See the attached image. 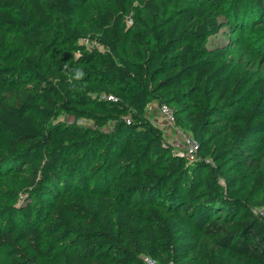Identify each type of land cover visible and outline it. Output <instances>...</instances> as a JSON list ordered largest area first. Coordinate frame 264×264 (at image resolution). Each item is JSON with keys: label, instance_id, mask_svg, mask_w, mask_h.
I'll use <instances>...</instances> for the list:
<instances>
[{"label": "trees", "instance_id": "trees-1", "mask_svg": "<svg viewBox=\"0 0 264 264\" xmlns=\"http://www.w3.org/2000/svg\"><path fill=\"white\" fill-rule=\"evenodd\" d=\"M88 1L0 0V9H14L20 15L18 18H13L0 13V32L16 28L25 34L14 38L12 47L5 57L8 61L7 65L0 63V131L9 136L8 143L13 150L11 155H7L0 148V171L16 172L21 170L20 165L24 163L30 173L27 177L29 187L38 190L39 193L42 192L43 195L58 193L60 190L56 173L59 168V153L48 150L52 141V127L49 123L62 112L71 110L69 105H87L91 100L87 96H79L68 82L57 81L56 72H52L50 78L44 75L41 61L51 44L66 42L59 34L53 32L50 27L51 19L47 17L46 12L57 13L64 17L77 12L73 22L66 21L71 38H87L96 42L103 50L102 52L92 48L89 53L81 55L83 62L93 60L102 62L106 70L99 72V75L111 76L119 82L121 88L124 87L115 92L112 89V81L105 83L96 91L98 94L112 95L116 101L108 102L102 99L94 102L101 108L120 104L124 115L132 114L131 122L127 124L125 121H119L115 132L129 137L144 152L136 156L130 148H125V162L118 171L117 177L112 180L105 177L102 181L95 182L94 190L99 192V197L69 193L66 200L62 198L59 200V205L54 211V216L58 220L55 226L68 227V216L71 215L86 219L84 230L80 231L84 237L73 243V246L80 251L75 255L65 254L64 264H92L87 255L88 251L96 246L109 248L123 264L130 262L143 264L138 257L157 258L155 252L160 246L159 241L162 247L161 257L170 253L184 258L192 245L186 243L181 246V239L185 235L183 215L194 213H197L193 219L195 226L203 230L206 236L214 239L222 252L215 259L204 250L206 264H264V220L260 215V210L264 209V189L250 194L252 197L249 206L238 216L234 214L233 219H228L226 225L206 220L209 212H214L215 208H224L219 205L212 207V204L221 203L215 200L220 196L219 181L223 180L226 185L224 195L226 202L237 190L235 177L226 174L224 159L227 152L232 148L240 149L246 146L257 149L260 145L259 138L264 135V82L258 83L249 111L233 110L242 123L240 126L231 127L230 143H221L214 150L207 145L209 118L212 112L216 111L214 108L210 110L205 107L200 108V111L187 115L179 121L182 130L191 134L198 142L197 166L202 165L207 169L205 177L198 178V185L204 193L200 194L202 201H196V196L193 197L191 202L194 204L169 199L170 204L164 207V214H155L149 218L158 227L159 235H157L151 225H142L139 216L125 213V208L132 197L144 198L145 202L157 199L167 183L173 178L176 179L182 172L181 163L184 159L175 156L170 147L164 144L163 134L159 129L147 126L138 117L154 97V93L168 91L177 86L183 76L202 79L209 69L192 71L194 65L189 63L196 56L197 51L184 46L180 47L182 53L180 61L166 75H156L161 59L152 60V53L147 54L142 63L135 65L128 63L118 57L116 51L128 0H107L108 7L96 13L92 30L86 34L71 29V26L87 20L89 12L85 4ZM144 7L152 17V34L158 43L162 44L161 54L170 53L171 50L179 47L178 44L182 40L193 35H205L217 26L214 19L204 15L202 19L208 26L199 24L194 31H190L194 26L190 23L193 18L191 11L186 12L176 21L167 22L156 21L158 8L153 4V0H144ZM263 7L264 0H255V10H261ZM195 14L201 15V10L196 8ZM64 57L74 62L72 53H65ZM26 76H31L36 81L34 86L21 87L19 79L22 78L24 81ZM243 82L233 81L235 84L233 93ZM226 90L227 86L223 87L220 94L223 95ZM64 102H67V105ZM33 109L38 112V124L42 129L35 127L28 116ZM109 137L115 146L116 140L112 135ZM20 148L23 151H18ZM146 153L154 158L162 156L165 159L161 173H156L150 167L137 168L145 164ZM35 155L38 156L37 160L33 159ZM207 161L209 163H205ZM134 166L136 168L132 169ZM107 186L113 187L118 195L122 193L126 201L120 198L121 195L110 196ZM210 199L215 203L209 202ZM225 204L227 207L230 206V203ZM256 208L259 211H256ZM21 221L28 222L27 219ZM118 233L121 235L119 236ZM31 234L32 236H28L22 229L12 228L4 232L0 231V243L13 246L21 260L36 264L40 255L37 247L38 231L32 230Z\"/></svg>", "mask_w": 264, "mask_h": 264}, {"label": "rangeland", "instance_id": "rangeland-1", "mask_svg": "<svg viewBox=\"0 0 264 264\" xmlns=\"http://www.w3.org/2000/svg\"><path fill=\"white\" fill-rule=\"evenodd\" d=\"M231 1L153 0V4L158 8L156 21L173 22L191 11L193 18L190 23L194 26L190 31H194L199 24H206L202 19L204 15L217 22L216 28L210 29L207 34L186 38L178 44L179 47L165 54L160 53L162 44L158 43L152 34L153 21L144 7V0H128L127 3L117 44L118 57L135 65L142 63L147 54L152 53V60L161 59L156 75H166L180 61L182 57L180 47L184 46L197 51L189 63L194 65L192 71L209 69L202 79L183 76L177 86L168 91L154 93V97L138 117L147 126L159 129L163 134L164 144L170 147L175 156L184 159L181 163L182 172L176 179L173 178L167 183L157 199L145 202L144 198L132 197L125 208V213L139 216L142 225H151L157 235L158 227L149 218L155 214H164V207L170 204L169 199L190 203L195 196L196 201H199L202 196L200 194L204 193L198 181L205 177L207 169L202 165L197 166L198 155L193 157L180 155L178 149L174 147L179 141L180 133L184 132L179 121L200 111V108L205 107L209 110L214 108L216 111L212 112L209 118L207 145L214 150L221 143H230L231 127L240 126L242 123L233 110L249 111L258 83L264 82V7L255 10V0ZM85 6L89 12L87 20L72 25L71 29L89 34L96 13L108 7V4L107 0H89ZM196 8L201 10V15L195 14ZM0 13L13 18L20 16L14 9H0ZM76 13L64 17L46 12L47 17L51 19L50 27L53 32L59 34L66 42L51 44L41 61L44 75L50 78L52 72H56L57 81L68 82L79 96H87L91 100L87 105H69L71 110L62 112L49 123L52 127V141L48 150L59 153V168L56 173L60 190L58 193L43 195L42 192L39 193L38 190L29 187L27 177L30 173L24 163L20 165L21 170L16 172L0 171V231L22 229L26 235L32 236L31 231L37 230V247L40 255L36 264H64L65 254L75 255L80 251L73 243L84 237L80 231L84 230L86 219L71 215L68 216V227L55 226L58 220L54 216V211L59 205V200L61 198L66 200L69 193L99 197V192L94 190L95 182L102 181L105 177L110 180L117 177L125 162L124 149L130 148L136 156L144 152L129 137L115 132L119 121H125L127 117L131 120L133 115H124L120 104L101 108L94 102L102 100L103 94H98L96 89L101 88L103 84L112 81V89L115 92L124 87L121 88L119 82L111 76L99 75V72L106 70L102 62L97 60L83 62L81 55L89 53L92 48L102 52L103 50L96 42L87 38H71L66 21L73 22ZM24 35L16 28L0 32V63L7 65L5 57L12 47L14 38ZM65 53H72L74 62L66 59ZM78 71H82L83 75L78 77ZM233 81L237 83L244 81L235 93ZM19 83L21 87H31L36 81L31 76H26V80L20 78ZM226 86V92L221 95L220 90ZM64 103L67 105V102ZM164 105L171 111L172 123L160 113V108ZM28 116L35 127L42 129L38 124L39 116L36 109L31 110ZM110 135L116 140L115 146L111 143ZM8 138L7 134L0 131V148L5 154L11 155L13 150ZM259 144L257 149L246 146L240 149L232 148L227 152L224 159L226 174L235 177L237 190L226 202L224 198L226 185L223 180L219 181L220 196L215 200L221 203L212 204V207L219 205L224 208H215L214 212H209L207 221L226 225L228 219H233L234 214L238 216L249 206L252 197L250 194L264 189V135L259 138ZM18 151L23 150L20 148ZM37 157L35 155L33 159L37 160ZM145 158V164L138 166V169L150 167L156 173L163 171L165 159L162 156L154 158L146 153ZM135 168L136 166L132 169ZM106 189L110 196L121 195L120 198L126 201L122 193L118 195L113 187L107 186ZM174 198L177 200H173ZM209 202L215 203L211 199ZM225 203H230V206L227 207ZM255 210L259 211L258 208ZM196 215L197 213L183 215L185 235L181 239V246L186 243L192 245L185 257L170 253L161 257L162 247L158 240L160 246L155 252L157 258H151L154 264H206L204 250L215 259L221 255V249L216 241L195 226L193 219ZM22 219H27L28 222H22ZM87 256L92 264H123L104 246H96L88 251ZM138 259L144 264L143 256H139ZM8 262L29 264L20 259L13 246L0 243V264Z\"/></svg>", "mask_w": 264, "mask_h": 264}, {"label": "built area", "instance_id": "built-area-1", "mask_svg": "<svg viewBox=\"0 0 264 264\" xmlns=\"http://www.w3.org/2000/svg\"><path fill=\"white\" fill-rule=\"evenodd\" d=\"M102 99L108 101V102H115L116 98L112 95H103ZM160 113L162 115H164L169 123L173 122V117L171 114L170 109L164 105L160 108ZM125 122L127 124H129L131 122L130 118L127 117L125 119ZM178 143H174L176 144L174 147H176L178 149V153L180 155H186V156H195L198 152L199 149V145L198 142L191 136V134H189L188 132H182L180 133L179 139H178ZM260 215L262 217V219L264 220V209L260 210ZM143 261L144 264H154V262L152 261L151 258L143 256ZM173 264V263H172Z\"/></svg>", "mask_w": 264, "mask_h": 264}, {"label": "clouds", "instance_id": "clouds-1", "mask_svg": "<svg viewBox=\"0 0 264 264\" xmlns=\"http://www.w3.org/2000/svg\"><path fill=\"white\" fill-rule=\"evenodd\" d=\"M77 75L78 77L82 76L83 75L82 71H78Z\"/></svg>", "mask_w": 264, "mask_h": 264}]
</instances>
